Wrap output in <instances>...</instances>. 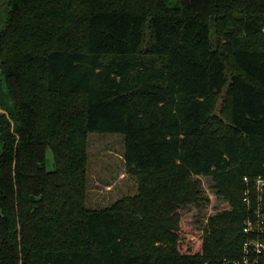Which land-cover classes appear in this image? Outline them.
<instances>
[{
    "label": "trees",
    "instance_id": "trees-1",
    "mask_svg": "<svg viewBox=\"0 0 264 264\" xmlns=\"http://www.w3.org/2000/svg\"><path fill=\"white\" fill-rule=\"evenodd\" d=\"M20 140L0 150V264H234L264 176V0H2ZM90 133L124 136L138 193L87 200ZM54 170L45 168L46 151ZM210 177L226 210H184Z\"/></svg>",
    "mask_w": 264,
    "mask_h": 264
},
{
    "label": "rangeland",
    "instance_id": "rangeland-1",
    "mask_svg": "<svg viewBox=\"0 0 264 264\" xmlns=\"http://www.w3.org/2000/svg\"><path fill=\"white\" fill-rule=\"evenodd\" d=\"M124 136L90 133L87 144V200L90 210H104L126 197L138 193L137 180L127 174L124 159ZM47 169L54 170L51 151L47 152ZM204 200L184 210L191 227L203 229L209 219L227 209L210 177H200Z\"/></svg>",
    "mask_w": 264,
    "mask_h": 264
},
{
    "label": "built area",
    "instance_id": "built-area-1",
    "mask_svg": "<svg viewBox=\"0 0 264 264\" xmlns=\"http://www.w3.org/2000/svg\"><path fill=\"white\" fill-rule=\"evenodd\" d=\"M246 219L244 241L239 260L234 264H264V176L244 178Z\"/></svg>",
    "mask_w": 264,
    "mask_h": 264
},
{
    "label": "flooded vegetation",
    "instance_id": "flooded-vegetation-1",
    "mask_svg": "<svg viewBox=\"0 0 264 264\" xmlns=\"http://www.w3.org/2000/svg\"><path fill=\"white\" fill-rule=\"evenodd\" d=\"M1 3L2 0H0V25L5 18L2 15V9H1ZM14 109V101L10 95L9 89L6 85L5 78L2 73L1 69V59H0V150L2 147H4L6 144L8 146L11 145L13 139H16L15 141V147L17 146L20 136L17 132V129L19 130L20 123L16 119V116L14 118V113L12 112ZM46 151V163L45 168L47 169V152ZM48 170V169H47ZM52 171V170H49Z\"/></svg>",
    "mask_w": 264,
    "mask_h": 264
}]
</instances>
